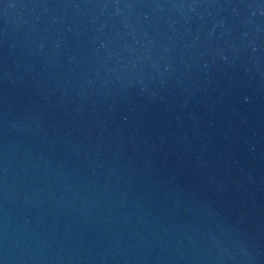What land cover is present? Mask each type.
<instances>
[{"label": "water", "instance_id": "1", "mask_svg": "<svg viewBox=\"0 0 264 264\" xmlns=\"http://www.w3.org/2000/svg\"><path fill=\"white\" fill-rule=\"evenodd\" d=\"M0 264H264V0H0Z\"/></svg>", "mask_w": 264, "mask_h": 264}]
</instances>
